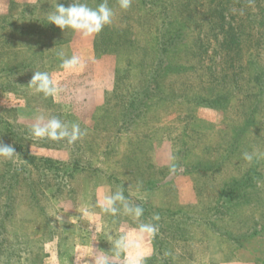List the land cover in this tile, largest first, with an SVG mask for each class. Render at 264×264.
Segmentation results:
<instances>
[{"label":"rangeland","instance_id":"1","mask_svg":"<svg viewBox=\"0 0 264 264\" xmlns=\"http://www.w3.org/2000/svg\"><path fill=\"white\" fill-rule=\"evenodd\" d=\"M71 2L0 0V142L17 154L0 158V264H264V0H108L89 37L48 23ZM41 117L82 134L34 136ZM118 191L143 214L102 211Z\"/></svg>","mask_w":264,"mask_h":264},{"label":"clouds","instance_id":"2","mask_svg":"<svg viewBox=\"0 0 264 264\" xmlns=\"http://www.w3.org/2000/svg\"><path fill=\"white\" fill-rule=\"evenodd\" d=\"M132 0H119V7L127 10L131 7ZM114 12L109 7L108 0H103L95 8L89 7L87 3L81 0H72L66 7L63 4L55 5V9L48 13V23L54 24L58 28L65 30L71 29L74 32L81 34L84 37H89L100 33L106 25L113 21ZM79 63L76 56L64 59L62 67L65 69L72 68ZM29 86H34L37 92L43 93L45 96L54 95L57 91L53 85L51 77L47 72L36 71L29 83ZM43 117L40 121L32 126V134L37 137H48L52 140H60L68 138V142L72 143L82 134L78 125H73L71 129L62 123L58 118H51L47 123H43ZM16 154V150L12 145H6L0 142V158L11 160ZM244 159L251 161L253 155L245 152ZM120 203L126 213L134 214L139 217L143 214V208L136 206L132 207L126 200L123 192H115L112 195L106 196L101 205L102 211L115 214L119 211L117 203ZM159 219L158 216L154 217ZM140 231L142 233H152L155 227L151 224H141ZM96 264H111L108 256H102L97 259ZM137 264H141L138 260Z\"/></svg>","mask_w":264,"mask_h":264},{"label":"trees","instance_id":"3","mask_svg":"<svg viewBox=\"0 0 264 264\" xmlns=\"http://www.w3.org/2000/svg\"><path fill=\"white\" fill-rule=\"evenodd\" d=\"M52 29V28H51ZM32 159H34V158H32Z\"/></svg>","mask_w":264,"mask_h":264}]
</instances>
